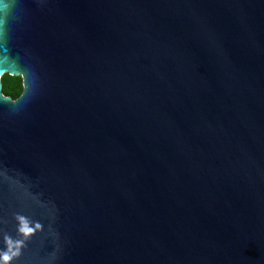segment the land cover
<instances>
[{
  "label": "water",
  "instance_id": "obj_1",
  "mask_svg": "<svg viewBox=\"0 0 264 264\" xmlns=\"http://www.w3.org/2000/svg\"><path fill=\"white\" fill-rule=\"evenodd\" d=\"M24 6L44 87L0 105V248L44 231L13 264H264V0Z\"/></svg>",
  "mask_w": 264,
  "mask_h": 264
},
{
  "label": "clouds",
  "instance_id": "obj_2",
  "mask_svg": "<svg viewBox=\"0 0 264 264\" xmlns=\"http://www.w3.org/2000/svg\"><path fill=\"white\" fill-rule=\"evenodd\" d=\"M24 0H0V105L9 116L24 112L41 94L44 82L36 66L24 55L14 53L13 41L23 24ZM14 84L15 87H9ZM15 236L4 232L0 248V264H13L23 254L28 242L44 231V225L29 216L15 213ZM51 231V225H49Z\"/></svg>",
  "mask_w": 264,
  "mask_h": 264
},
{
  "label": "trees",
  "instance_id": "obj_3",
  "mask_svg": "<svg viewBox=\"0 0 264 264\" xmlns=\"http://www.w3.org/2000/svg\"><path fill=\"white\" fill-rule=\"evenodd\" d=\"M9 87H10V88H11V87H15V85H14V84H10Z\"/></svg>",
  "mask_w": 264,
  "mask_h": 264
}]
</instances>
